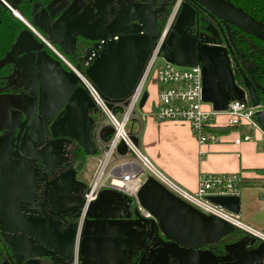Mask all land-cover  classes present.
Returning a JSON list of instances; mask_svg holds the SVG:
<instances>
[{
  "label": "water",
  "instance_id": "95a60500",
  "mask_svg": "<svg viewBox=\"0 0 264 264\" xmlns=\"http://www.w3.org/2000/svg\"><path fill=\"white\" fill-rule=\"evenodd\" d=\"M14 12L17 10L3 0ZM113 0H97L89 10H81V6L72 2L53 23H45L48 28V37L60 44L66 52L71 51L73 35L80 34L92 40L102 39L109 34L121 31L119 39L108 41L99 56L86 68V74L109 97L119 98L127 96L135 87L150 52L155 43L156 32L159 30L153 14L156 12L146 3L131 2L122 6L121 13L105 24H86L95 16L103 12ZM192 1V0H191ZM199 6V11L205 10L214 20H221L227 24L264 39V21L258 19L245 9L228 0H193ZM198 9L189 0L184 1L177 19L166 39L163 47L165 57L177 64L189 65L202 63L204 100L212 102L216 109H226L231 92L236 98L249 97L252 103L259 107L263 102L258 92V86L250 79L237 61L234 49L228 44H198L197 37L190 33L186 26L195 23ZM51 16L56 14L50 11ZM74 17L73 19H70ZM47 18V17H46ZM37 19V15H36ZM136 20H140L145 31H126L125 26ZM23 29L8 54L0 59V64L13 61L20 55L34 53V63L40 70H48L50 73H65L60 60L45 51L44 39L34 32V26ZM72 25V27H69ZM222 29V25H220ZM208 27L217 28L214 23ZM83 28L89 29L85 32ZM215 37L219 33L214 34ZM234 61V62H233ZM44 67V68H42ZM237 71H240L243 84L237 79ZM45 72V71H44ZM74 92L69 99L64 114L56 118L51 129L54 136H70L75 138L88 154L97 152L91 132L94 118L90 109L95 103L82 84L76 87V81L69 84ZM21 100L28 104L32 110L34 98L22 93H4L0 95V105L8 100ZM256 118L264 130V110H256ZM8 126L4 125L3 127ZM4 154L0 155V184L13 186L20 183L22 175L10 172L3 167ZM22 174V173H20ZM62 175L52 178L47 185L53 191L61 190L69 192L72 187L66 188L58 183ZM19 186V185H18ZM66 188V189H65ZM143 206L152 213L147 217L141 213L138 207L131 203L130 208L121 209L113 206L115 194L99 193L96 200L90 203L83 219L82 205L78 209L79 222L73 223L66 231V235L75 242L78 248V256L83 258L91 256L92 252L99 257L90 264H120L131 255L134 246L143 242V235L149 239L154 237L151 252L154 254L153 263L161 252L166 264L176 261L181 264H223L235 262V249L242 244L236 241L226 244L227 254L218 256L213 249L205 245L216 242L223 236L234 230V226L226 219L215 214L202 211L197 206L183 199L169 190L154 176H149L138 191ZM209 198L226 208L240 213V194H211ZM102 204V205H100ZM51 206H48L50 214H58ZM38 213V212H37ZM53 220L49 215L36 217L26 216L13 218L8 221L9 231L13 233L14 243L27 252L32 253L33 238L43 243H49L50 228ZM165 236V237H164ZM146 242V241H145ZM148 245V244H147ZM147 245L146 246L147 248ZM259 247L257 252L262 250ZM74 248L70 255H74ZM157 251V252H156ZM31 252V253H30ZM47 254V253H43ZM42 254V255H43ZM246 254V253H244ZM252 258V252L249 253ZM69 256V255H67ZM246 261L242 264L252 263ZM1 264H17L11 261H3Z\"/></svg>",
  "mask_w": 264,
  "mask_h": 264
},
{
  "label": "built area",
  "instance_id": "2783aa9c",
  "mask_svg": "<svg viewBox=\"0 0 264 264\" xmlns=\"http://www.w3.org/2000/svg\"><path fill=\"white\" fill-rule=\"evenodd\" d=\"M185 0H176L164 25L156 32L155 43L147 59L145 67L133 90L125 97L112 98L106 95L86 74L73 63L67 61L49 40L46 42L58 52L62 58L79 75L82 85L90 93L95 105L91 108L94 117L93 140L100 149L97 167L85 188L83 195L82 217L90 203L96 200L99 193L106 187L116 188L129 193L143 215L152 217L140 201L138 191L149 176H154L169 190L200 208L202 211L215 214L229 221L234 227L245 230L254 238L264 240L261 231L245 222L240 213H236L209 198L211 194H240L242 190L240 172H203L200 175L197 189L190 190L170 178L148 156L141 145V135L144 124V112L139 107V100L144 87L154 71L153 78L158 84V97L154 100L152 113L158 121L180 120L188 122L200 142L218 141L222 135L211 128L221 123L219 115H225L224 125L239 127L250 123L259 128L257 106L244 99L236 98L231 92L228 107L216 109L212 102L206 107L204 100L202 63L181 65L169 61L163 52L166 39L174 25ZM192 2L199 11V6ZM17 13V12H16ZM199 21V13L197 16ZM189 32L197 37L198 44L206 43L198 25L186 26ZM145 31V28L139 30ZM121 31H116L97 40L83 58L86 68L99 56L104 45L110 40H117ZM162 56L164 63L156 66L158 57ZM137 127L131 131L128 125L131 121ZM137 135V139L133 137ZM248 135L244 139H249ZM240 136L234 138L236 143L244 140ZM97 148V147H96ZM264 189V186H263ZM75 264L78 263V248L74 253Z\"/></svg>",
  "mask_w": 264,
  "mask_h": 264
},
{
  "label": "flooded vegetation",
  "instance_id": "af4514ba",
  "mask_svg": "<svg viewBox=\"0 0 264 264\" xmlns=\"http://www.w3.org/2000/svg\"><path fill=\"white\" fill-rule=\"evenodd\" d=\"M74 1H76V5L81 6V10H89L96 4L97 0H51L47 5L39 7L34 13L33 20L40 29L36 28V26L32 24L35 28L33 29L34 32L42 37L45 42L44 48L39 53L47 51L55 58L59 59L65 73H50L42 67L44 69L40 74V70L34 63L35 54L26 53L22 58L23 67L25 68V72L27 74L25 75L26 79H24L25 84L17 85V83H13L10 80L11 74L15 72L17 61L21 57L19 56L13 60L15 64L14 70L7 76L6 84L0 89V95L4 93H22L34 98L32 110L28 104L18 99L13 100L15 102L8 100L6 103H2L0 105V155L4 154L3 167L10 172L14 171L17 175H22L19 184H14L10 187L8 185L2 186L0 184V223L3 228V232L8 239L13 235V233L9 231L10 223H8V221L10 219L31 216L37 212L42 216L50 215L48 206L51 208L53 204V195L51 194L53 189H50L47 183L58 175H62L58 181V183L61 182L60 188L65 185L66 188L69 189L71 186L72 189L67 193H57L55 196V203L58 205L57 209L59 210L57 212L58 216L56 217V220L59 222L56 224V228L59 231H66L73 223L79 222L78 210L75 209L74 213L70 214L71 211H73V207H69V202L75 199L77 201L83 200L84 191L88 185V183L81 179L76 167L77 159L81 154L82 145L75 138L70 136H54L51 124L56 118L64 114L66 110V105L74 92V88L69 86V84L76 81L77 87L82 83L76 72L72 70L65 59H61L59 57L61 55L56 52L45 40H49L53 47L57 49L65 58H67L66 54L68 53H76L78 44L81 41L92 43L82 56V59L85 57L89 49L96 45L97 40L88 39L80 34H76L73 35L72 38V50L66 52L60 44L49 39L47 33L48 28L45 26V23L49 22L52 24L54 19L63 13L65 9ZM114 1L115 0H113L112 3ZM175 1L176 0H162L160 3H154L152 1L150 3L148 0H121L117 3L115 11L111 16L108 14H102L101 12L98 16H95L93 19L84 23L105 24L121 13L122 6L131 2L146 3L156 11L153 14V17H156L155 22L163 20L164 18L165 23ZM42 9L46 10L47 18L45 22L40 23V21L36 19V12ZM52 10H55L56 12L54 16H51L50 14V11ZM201 17L208 21L209 24L214 23L217 28L214 29L207 27V29H203ZM73 18L74 17H71L70 19ZM136 21L140 22V20ZM140 25L143 26L141 22ZM192 25L199 26V30L205 38L206 43H221L226 45L229 42L232 46L230 26L228 27L227 24L221 20H214L213 16L209 15L207 11L201 9L199 11V21L196 19L195 23ZM220 25H222L224 29H222ZM69 27H72V25ZM83 30L88 32L86 30L89 29L83 28ZM123 30L125 29L123 28ZM215 33H219V36L215 37ZM67 61L70 62L68 58ZM4 125L8 126L3 127ZM91 135L93 138V127ZM94 155L96 156V153H93V156ZM1 172L2 168L0 169V173ZM92 175L93 173H88L89 179H91ZM68 222H71V224L69 225ZM6 225H8L7 229ZM209 244L205 246L213 249L218 256L228 253L225 248L226 245L224 247V251H221L220 248H216V250ZM138 248L142 251L138 256L139 261L146 250V246H137L132 250L131 254ZM243 248V245L240 244L239 247L235 249V254H238L235 262H228L226 264H242L246 261H250L252 259L251 255L249 253H244L247 250H252V247ZM158 258L160 262H162L163 257L161 252L158 254ZM263 260L264 257L247 264H257ZM170 264L181 263L172 260ZM262 264H264V261Z\"/></svg>",
  "mask_w": 264,
  "mask_h": 264
},
{
  "label": "crops",
  "instance_id": "0c3cea01",
  "mask_svg": "<svg viewBox=\"0 0 264 264\" xmlns=\"http://www.w3.org/2000/svg\"><path fill=\"white\" fill-rule=\"evenodd\" d=\"M36 13L37 20L40 21V23L45 22L47 17L46 10H38ZM153 81L151 92L145 96V99L139 106L141 111L145 114L140 141L148 156L170 178L187 189L195 190L199 185L200 175L203 172H240L246 177H252L258 174L259 168H264V134L259 128L254 127L250 123H243L233 130L226 129L225 131H218L222 135L221 139L218 141H207L202 143L198 140L188 122L171 119L158 121L156 119L152 113V108L154 100L158 97V84L154 78ZM205 106L209 107L207 105ZM218 120L221 123L219 126L227 127V125H224V121L226 120L225 115H219ZM248 127H252L250 132L248 131ZM246 135L250 138L244 139ZM236 136H240L244 140L240 143H236L234 140ZM103 191L105 193L115 194V203H113L115 207L128 209L131 203H134L133 197L122 190L106 187ZM60 192L64 193L61 190L55 192L53 190L51 191L53 195V209L57 212L59 210L57 209L58 205L55 203V196ZM240 196L241 218L253 227L264 231L263 186H243ZM82 201L83 200L77 201L76 199L71 200L69 202V207H73V211L68 213L72 214L75 209L78 210ZM134 207H137L135 203ZM37 215L39 216L38 213H34L31 217H36ZM49 216L55 221L58 214H50ZM55 223L56 222L52 223V230L51 228L49 230V243H43L33 238L34 250H32V253L36 254L34 257H30V255L22 250L17 243L13 242L11 236L9 237L19 261L28 258H37L43 253H47L52 254L54 258H56L55 263L58 264L62 262L64 258H67V255H70L71 251L76 248V243L71 242L65 234L67 230L59 231ZM68 223L69 225L71 224V222ZM7 228L8 225H6V229ZM154 237H156L155 234L151 239L143 235V242L138 244V246L148 245L138 264L153 263L154 254L150 250L153 245L151 241H153ZM250 237L251 238L244 239L241 243L244 247L243 249H245V247H252V250H247L245 253L252 252V261H257L264 257V240H261L258 246H254L257 239L253 236ZM262 245V250L257 252L256 249ZM134 248H136V246H134ZM134 248H132V250ZM72 259L73 264H75L74 255ZM97 259H99V257L92 252L91 256L83 258L78 256V263L90 264V261H96ZM5 260L12 262V260L9 259ZM13 262L20 264L16 261ZM154 264L166 263L164 261L160 262L157 255Z\"/></svg>",
  "mask_w": 264,
  "mask_h": 264
},
{
  "label": "trees",
  "instance_id": "16d2710c",
  "mask_svg": "<svg viewBox=\"0 0 264 264\" xmlns=\"http://www.w3.org/2000/svg\"><path fill=\"white\" fill-rule=\"evenodd\" d=\"M12 4L17 13L14 12L3 0H0V59L4 58L18 35L23 29L29 28L27 22L34 24L36 28L38 25L34 22V13L39 7L47 5L51 0H7ZM235 5L245 9L258 19L264 21V0H228ZM202 28L207 29L209 22L201 17ZM157 25L161 28L164 25V18L157 22ZM40 29V28H39ZM230 34L232 39V47L236 54L237 61L240 63L242 69L250 77V79L258 86V92L264 102V39H261L255 35H252L239 27L230 24ZM92 43L81 41L78 44L76 53L66 54V57L78 67L81 71H86V66L82 56L85 54L87 49ZM15 64L13 61H7L0 64V89L6 84L7 76L13 72ZM237 79L243 84V78L240 71H237ZM248 102L252 103L251 99L247 97ZM236 127L233 126H213L211 129L214 131H225L226 129L233 130ZM96 156L100 155V149L96 146ZM93 154L85 152L84 148L81 147V154L77 159L76 167L81 179L89 183L88 177L89 165L88 159ZM242 186H264V168L258 169V174L252 177H246L243 175L241 179ZM251 234L243 229L234 227V230L228 235L223 236L216 242L210 243L215 249L220 248L224 251L226 244L246 238H251ZM261 243L260 239H257L254 246H258ZM141 248V247H140ZM217 250V249H216ZM142 251L136 249L131 255H129L123 263L120 264H137L138 256ZM5 259L19 262L20 264H56L54 256L52 254H43L37 258H28L19 261L15 254V250L10 240L5 236L3 228L0 223V264ZM264 261V260H263ZM263 261L257 264H262ZM58 264H73L72 255L64 258L62 262Z\"/></svg>",
  "mask_w": 264,
  "mask_h": 264
},
{
  "label": "rangeland",
  "instance_id": "374dc122",
  "mask_svg": "<svg viewBox=\"0 0 264 264\" xmlns=\"http://www.w3.org/2000/svg\"><path fill=\"white\" fill-rule=\"evenodd\" d=\"M121 0H115L108 8H106L102 14H108V15H112L113 12L115 11V8L117 6V3H119ZM150 3L151 1L152 2H156V3H160L162 2V0H148ZM10 4V3H9ZM154 21H156V17H154ZM141 28H144L143 26L140 25V22H133V23H129L127 26L124 27V29L126 31H139ZM25 54L23 55H20V59L17 61V66H16V69H15V72L13 74H11L10 76V80L13 82V83H17V85H24L25 82H24V79H26V72H25V68L23 67V61H22V58ZM61 59H63L61 56H59ZM64 60V59H63ZM22 63V64H21ZM164 63V59L162 58V56L158 57L157 59V62H156V66L157 65H161ZM74 70V69H72ZM154 71L155 69L152 71L145 87H144V90L141 94V97H140V100H139V106L140 104L143 102V100L145 99V96L148 95L150 92H151V88H153V75H154ZM16 73V74H15ZM77 76L79 77V75L77 74ZM80 78V77H79ZM12 102H15L12 100ZM205 104L207 106H210V103L209 102H205ZM258 110L259 109H263L264 110V102L257 108ZM137 127V124L135 125V122L132 120L130 122V124L128 125V128L133 131L135 128ZM248 131L250 132L251 128L248 127ZM134 139H137V135H135L133 137ZM98 162V156H91L89 159H88V165H89V171L88 173H93L95 168L97 167L96 163ZM139 263V261H138Z\"/></svg>",
  "mask_w": 264,
  "mask_h": 264
}]
</instances>
